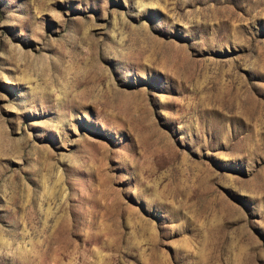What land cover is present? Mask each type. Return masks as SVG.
<instances>
[{"label":"rangeland","instance_id":"rangeland-1","mask_svg":"<svg viewBox=\"0 0 264 264\" xmlns=\"http://www.w3.org/2000/svg\"><path fill=\"white\" fill-rule=\"evenodd\" d=\"M0 264H264V0H0Z\"/></svg>","mask_w":264,"mask_h":264}]
</instances>
